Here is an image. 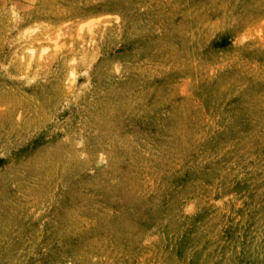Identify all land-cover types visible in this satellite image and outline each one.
<instances>
[{"label": "rangeland", "instance_id": "374dc122", "mask_svg": "<svg viewBox=\"0 0 264 264\" xmlns=\"http://www.w3.org/2000/svg\"><path fill=\"white\" fill-rule=\"evenodd\" d=\"M0 264H264V0H0Z\"/></svg>", "mask_w": 264, "mask_h": 264}, {"label": "bare ground", "instance_id": "6f19581e", "mask_svg": "<svg viewBox=\"0 0 264 264\" xmlns=\"http://www.w3.org/2000/svg\"><path fill=\"white\" fill-rule=\"evenodd\" d=\"M71 78V77H70Z\"/></svg>", "mask_w": 264, "mask_h": 264}]
</instances>
